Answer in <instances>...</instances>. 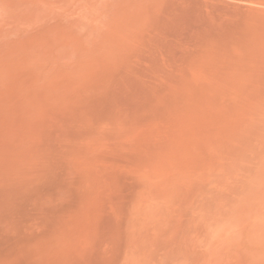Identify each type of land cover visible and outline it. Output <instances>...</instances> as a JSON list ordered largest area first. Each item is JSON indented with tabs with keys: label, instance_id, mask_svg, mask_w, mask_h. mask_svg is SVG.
<instances>
[{
	"label": "rangeland",
	"instance_id": "rangeland-1",
	"mask_svg": "<svg viewBox=\"0 0 264 264\" xmlns=\"http://www.w3.org/2000/svg\"><path fill=\"white\" fill-rule=\"evenodd\" d=\"M0 264H264V0H0Z\"/></svg>",
	"mask_w": 264,
	"mask_h": 264
}]
</instances>
